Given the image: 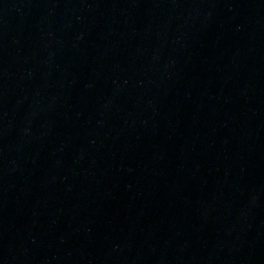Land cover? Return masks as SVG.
<instances>
[{"label":"water","instance_id":"1","mask_svg":"<svg viewBox=\"0 0 264 264\" xmlns=\"http://www.w3.org/2000/svg\"><path fill=\"white\" fill-rule=\"evenodd\" d=\"M0 264H264V0H0Z\"/></svg>","mask_w":264,"mask_h":264}]
</instances>
